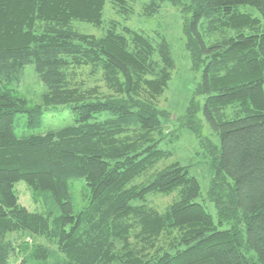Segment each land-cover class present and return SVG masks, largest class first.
I'll list each match as a JSON object with an SVG mask.
<instances>
[{"label": "trees", "instance_id": "1", "mask_svg": "<svg viewBox=\"0 0 264 264\" xmlns=\"http://www.w3.org/2000/svg\"><path fill=\"white\" fill-rule=\"evenodd\" d=\"M168 1L0 0V264H264V0L190 5L187 48L202 65L203 113L220 142L205 145L216 223L196 202V178L159 148L169 44L116 18L137 5L151 17ZM28 65L46 89L33 107L3 89ZM57 106H69L73 125L15 134L16 114L33 129ZM70 179L89 190L77 214ZM18 182L58 213L29 212ZM151 195L170 204L159 211Z\"/></svg>", "mask_w": 264, "mask_h": 264}, {"label": "rangeland", "instance_id": "2", "mask_svg": "<svg viewBox=\"0 0 264 264\" xmlns=\"http://www.w3.org/2000/svg\"><path fill=\"white\" fill-rule=\"evenodd\" d=\"M191 4L192 0L168 1L162 5L157 14L151 17L142 16L140 7L137 5L134 15L129 19L123 20L117 16L116 18L123 25L134 30L148 33L157 32L169 44L175 61V70L167 90L159 100V108L166 113L161 117L163 139L159 143V148L171 153V157L166 163L172 160L178 161L187 167L191 176L196 178L200 186V196L196 202L205 208L216 223V209L214 202L209 197L210 182L215 170L214 158L205 145L210 143L218 147L220 142L217 134L208 126L203 113L204 95L200 92L202 65L194 63L192 52L187 48ZM109 18H111V12L106 7L104 19L108 20ZM74 24L82 33L95 36L102 34L100 29L89 24L78 22ZM3 89L14 96L25 99L28 107L40 105L41 97L46 91L44 85L39 81L33 65L24 68L23 76L18 83L12 82L4 86ZM191 105H194L193 117L188 111ZM26 122L25 113L15 115L14 132L18 137L44 134L71 126L74 124V115L69 106H57L43 114L39 126L29 129ZM68 184L72 210L74 214H77L86 206L89 190L83 179H70ZM14 189L20 204L29 212L58 213L57 206L51 202L35 204L31 192L24 182H18ZM146 202L155 206L159 211H164L170 204L169 198L152 195L147 197Z\"/></svg>", "mask_w": 264, "mask_h": 264}]
</instances>
